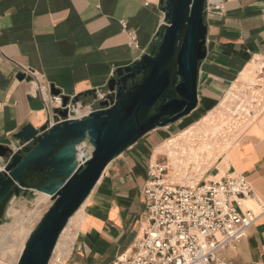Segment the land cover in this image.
Masks as SVG:
<instances>
[{
	"label": "crops",
	"instance_id": "crops-1",
	"mask_svg": "<svg viewBox=\"0 0 264 264\" xmlns=\"http://www.w3.org/2000/svg\"><path fill=\"white\" fill-rule=\"evenodd\" d=\"M162 6L161 0H0V144L15 148L23 127L47 122L48 110L34 109L30 101L40 86L54 85L70 97L106 90L116 68L151 51L165 24ZM205 19L207 57L193 111L210 112L229 86L245 81L250 64L264 60V0L208 1ZM26 69L36 76L19 78ZM180 123L155 128L108 164L62 264H112L133 253L150 204L144 192L148 164L158 160L155 150ZM236 142L229 155H220L207 181L229 170L247 174L264 202V108ZM219 258L264 264V216Z\"/></svg>",
	"mask_w": 264,
	"mask_h": 264
},
{
	"label": "water",
	"instance_id": "water-1",
	"mask_svg": "<svg viewBox=\"0 0 264 264\" xmlns=\"http://www.w3.org/2000/svg\"><path fill=\"white\" fill-rule=\"evenodd\" d=\"M207 2L161 0L165 24L155 44L116 68L99 109L50 128L48 122L39 128L28 124L15 134V148L0 144V224L15 197L41 192L53 200L28 235L17 264H49L61 233L108 164L155 128L175 123L197 107L199 68L207 57ZM51 93L61 90L52 85ZM87 95L96 97V90ZM62 97L66 105L70 96ZM30 101L34 109L45 108L41 101ZM55 112L68 115L67 109ZM84 141L93 146L92 156L79 163L78 147Z\"/></svg>",
	"mask_w": 264,
	"mask_h": 264
},
{
	"label": "built area",
	"instance_id": "built-area-1",
	"mask_svg": "<svg viewBox=\"0 0 264 264\" xmlns=\"http://www.w3.org/2000/svg\"><path fill=\"white\" fill-rule=\"evenodd\" d=\"M24 74L36 76L30 69ZM107 94L106 90H96V97L85 95L74 101V96L64 105L62 94L53 95L50 87L40 86L30 99L44 104L50 128L63 120L89 116L100 108L99 102ZM108 101L111 106V99ZM55 109H67V117ZM168 172V165L159 160L148 164L146 224L134 242L133 253L121 254L112 264H234L220 259L219 252L236 246L264 216V202L249 176L229 170L220 178L183 185L170 181ZM50 262L62 264L54 253Z\"/></svg>",
	"mask_w": 264,
	"mask_h": 264
},
{
	"label": "rangeland",
	"instance_id": "rangeland-1",
	"mask_svg": "<svg viewBox=\"0 0 264 264\" xmlns=\"http://www.w3.org/2000/svg\"><path fill=\"white\" fill-rule=\"evenodd\" d=\"M263 66L264 60H257L252 70L253 72L256 69L253 74L242 76L241 78L245 79L244 82H235L229 86L221 100L210 112L192 111L179 119L181 122L179 131L168 140L161 142V144L167 142V153L157 157L159 161L168 165L170 181L183 185H194L201 181H207V176L212 172L214 164L222 154H220L221 150H227L230 147L229 150H231L236 146V138L241 131L252 123L264 108ZM233 92L239 96L237 99L233 100ZM225 97L229 98L227 101L230 109L221 105ZM232 110H238V112ZM228 144L229 146H227ZM204 145L207 146L204 147ZM79 146H81L80 149L91 147L93 150L89 141H84ZM80 149L78 148V151ZM208 150L211 151L210 155H208ZM169 152L172 153L171 156ZM191 180L193 184H191ZM52 202L51 196L41 192H35L31 198L20 196L13 199L7 209L5 219L0 224V264L18 263L28 235L37 227ZM86 206L87 201L83 211ZM81 218L82 216L70 223L66 239L60 244L58 252L56 254L54 252L55 256L66 257V253L71 247V244L66 241L73 242ZM61 260L64 262L65 259Z\"/></svg>",
	"mask_w": 264,
	"mask_h": 264
},
{
	"label": "bare ground",
	"instance_id": "bare-ground-1",
	"mask_svg": "<svg viewBox=\"0 0 264 264\" xmlns=\"http://www.w3.org/2000/svg\"><path fill=\"white\" fill-rule=\"evenodd\" d=\"M209 1H213V2H218L219 0H209ZM253 68H254V63H252V64H250L249 65V67L247 68V69H245V72L243 73V75L242 76H248L251 72H252V70H253ZM239 96L237 95V93L236 92H233V96H232V98H233V100L234 99H237ZM229 98H227V97H225L224 99H223V101L221 102V105L222 106H224L225 108H227V109H230V106H228V100ZM232 100V101H233ZM232 104H234V103H232ZM233 112H238V110H232ZM85 144V143H84ZM87 146V145H86ZM205 146H207V145H204V147ZM227 146H229V144L227 145ZM83 147V146H82ZM168 146H167V142H164V143H162L156 150H155V154H154V157H155V159L159 156V155H161V154H166L167 153V151H168V148H167ZM79 149L81 148V146H79L78 147ZM231 148V147H230ZM229 148V149H230ZM229 149H227V150H225V149H223V150H221V152H220V154L221 153H228V155H229V153L231 152V150H229ZM208 152V155H210V153H211V151L210 150H208L207 151ZM170 153V152H169ZM171 154L172 153H170V156H171ZM92 156V148L91 147H85L84 149H80L79 151H78V153H77V161L79 162V163H83L85 160H87V159H89L90 157ZM173 157V156H172ZM171 158V157H170ZM191 184H193V181L191 180ZM48 195V194H47ZM48 196H51V195H48ZM37 197V196H36ZM41 197V196H40ZM44 197V196H43ZM37 200V199H36ZM87 201V200H86ZM86 201H85V203H86ZM12 203V202H11ZM10 203V204H11ZM85 203H83V205L79 208V210L70 218V220H69V223L67 224V226L65 227V229L63 230V232L61 233V236L59 237V240H58V242H57V245H56V247H55V250H54V252H55V254L58 252V250H59V246H60V244L62 243V242H64L65 241V236H66V232H67V229L69 228V225H70V223L73 221V220H75L76 218H79V217H81L82 216V213L84 212L83 211V207H84V205H85ZM33 214H34V211H33ZM28 217V216H27ZM30 217H31V215H30ZM29 217V218H30ZM30 220V219H29ZM16 221H18V220H16ZM15 221V222H16ZM27 227V226H26ZM19 229V228H18ZM6 231V230H5ZM16 232V231H15ZM6 236V235H5ZM8 236V235H7ZM8 238V237H7ZM69 241V240H68ZM68 241H66L67 243H70V244H72L71 243V241L70 242H68ZM13 243V242H12ZM19 244V243H18ZM3 245V244H2ZM61 247V246H60ZM12 248V247H11ZM14 248V247H13ZM15 249V248H14ZM60 249H62V248H60ZM63 249H65V248H63ZM62 249V250H63ZM1 252V251H0ZM11 252V251H10ZM13 254H14V251H13ZM61 254V253H60ZM7 255V254H6ZM5 257V256H4ZM3 257V258H4ZM61 259H65V258H61ZM4 260V259H3ZM17 261V260H16ZM15 262V261H14ZM17 263V262H16ZM11 264V263H10ZM50 264H51V262H50Z\"/></svg>",
	"mask_w": 264,
	"mask_h": 264
}]
</instances>
